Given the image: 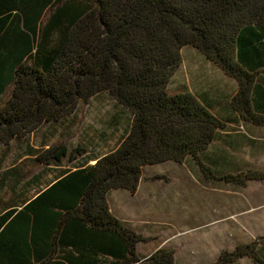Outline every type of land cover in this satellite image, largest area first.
<instances>
[{"label":"trees","instance_id":"trees-1","mask_svg":"<svg viewBox=\"0 0 264 264\" xmlns=\"http://www.w3.org/2000/svg\"><path fill=\"white\" fill-rule=\"evenodd\" d=\"M192 48L237 83L239 120L264 128V0H0V142L60 124L108 93L130 113L110 153L48 148L37 162L56 181L22 210L0 216V264H177L172 249L140 257L145 242L111 212V192L135 194L144 169L190 159L206 181L244 187L264 173L219 174L203 155L230 122L171 83ZM94 161L95 164L89 163ZM72 166V167H71ZM248 258L257 243L211 264Z\"/></svg>","mask_w":264,"mask_h":264},{"label":"rangeland","instance_id":"rangeland-1","mask_svg":"<svg viewBox=\"0 0 264 264\" xmlns=\"http://www.w3.org/2000/svg\"><path fill=\"white\" fill-rule=\"evenodd\" d=\"M182 88L196 96L207 92L219 104L218 109H226L236 83L199 52L186 48L171 83L172 90ZM130 119L126 109L103 93L89 105H80L62 123L42 127L30 140L41 153L58 144L68 151L84 149L86 153L80 159L84 162L113 151ZM231 134L237 162L244 169L264 172V130L239 127ZM24 147H10L3 170L22 161L29 172H39V167L28 163ZM109 205L115 216L145 239L139 246L142 258L168 248L175 252L177 264H207L221 251L254 242L264 252V184L249 183L245 189L203 184L189 160L144 169L137 192L114 191ZM238 264L252 263L242 260Z\"/></svg>","mask_w":264,"mask_h":264},{"label":"crops","instance_id":"crops-1","mask_svg":"<svg viewBox=\"0 0 264 264\" xmlns=\"http://www.w3.org/2000/svg\"><path fill=\"white\" fill-rule=\"evenodd\" d=\"M227 78L230 79L229 77ZM236 90H237V83H236ZM197 97L204 99L209 105H211L214 108L216 115H218L220 118L232 123L230 124L231 128L227 132L222 133L218 137L217 141L211 146V148L203 155L202 161L207 166L212 168L214 172L220 171L219 174L221 175L236 174V170L247 171L248 169L247 168L244 169L243 166L239 164V162H237V159L235 158L234 146L236 145V143L233 142L232 140L233 136L231 134V131H234L235 128H239V127H243L244 129H249V130H262V129L264 130V128H256L243 124L239 120L238 115L231 109L230 102L228 103L226 109H221V108L218 109L219 104L207 92ZM34 135L35 133L30 135L26 139L14 140L10 142L9 145H3L0 142V216L6 214L11 210H16V211L22 210L27 204H29L32 200L38 197L39 194L45 191L52 183L56 181L58 168L44 166L37 162V158L41 154L40 152L41 148L33 147L32 145L33 143L31 142L30 139H33ZM12 145H18L20 148H23L24 147L23 145H25L23 152L26 154L27 159H29L27 160L29 161L28 163H30V166H34L35 168L39 167L40 168L39 172L35 174L29 172L26 169L27 166H25L26 162H22V161L18 162L19 163L18 166H14L12 168H7L6 170H3L2 167L4 165V161L6 160L8 152L11 150L10 147ZM93 158H97V157L88 158L87 160H85V162H88ZM187 160L193 163V165L196 167V172L199 173V170L197 166L194 164V162L190 159ZM89 164L93 165L95 164V162L91 161ZM199 180L203 184L224 185L222 183L206 181L203 179L200 173H199ZM248 185L249 183L244 187H237V186H232V187L245 189L248 187ZM224 186H230V185H224ZM117 191H124V190H117ZM113 192L110 193L109 198ZM109 198H108V202H109ZM120 220L123 221L122 219ZM139 246H138V254H139ZM242 260H249L252 263V261L248 258ZM242 260H240L236 264L240 263ZM214 261L207 264H211Z\"/></svg>","mask_w":264,"mask_h":264}]
</instances>
